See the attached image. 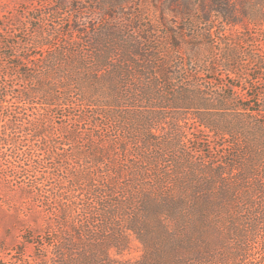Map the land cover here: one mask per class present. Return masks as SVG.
<instances>
[{
  "label": "rangeland",
  "instance_id": "obj_1",
  "mask_svg": "<svg viewBox=\"0 0 264 264\" xmlns=\"http://www.w3.org/2000/svg\"><path fill=\"white\" fill-rule=\"evenodd\" d=\"M223 1L0 0V25L14 23L15 28L30 30L40 26L45 31L57 28L62 41L84 46L89 39L112 30L107 43L122 62L130 60V47L136 43L131 31L151 38L144 46L146 51H157V62L146 58L143 63L131 61L133 67H118L117 89L101 75L82 76L83 81L72 84L68 91L71 104L48 114L51 126L57 128L64 116L73 115L71 108L85 111L89 121L80 131L87 130L98 143L96 147L113 141L116 150L129 142L120 157L134 155L145 160L149 155L156 159L161 165L157 174L162 175L170 194L189 203L194 190L202 191L201 198L206 196L212 208L214 230L209 235L219 241L211 249L215 264H264V66L247 64L253 55L264 57V22L250 23L241 17L238 0H226L239 12V24H227L220 14ZM250 5L264 12L259 0ZM174 33L181 40L172 39ZM19 37L25 39L23 34ZM52 42L58 45L56 40ZM0 54L9 51L0 49ZM237 59L241 63L231 64L230 69L228 62ZM6 61L3 59V68L11 74ZM4 85L9 102L0 110V134L9 125L15 102L9 76L0 79V98L6 95ZM17 112L25 119L35 113L27 108ZM21 139L20 150L30 148L32 154L18 152L12 157L11 146H0L2 168L16 158L19 169L34 171L33 176L10 185L0 179V264H19L24 259L23 264H30L40 254L25 237L41 229L43 202L36 198L40 192L23 187L52 183L43 179L52 176L55 158L37 152L40 140ZM65 140L61 138L59 143ZM86 141L75 142L73 148L90 153ZM141 143L147 151L140 150ZM61 149L68 151L64 156L70 160L72 147L62 145ZM107 150L110 152V146ZM155 180L160 182L161 176ZM255 194L260 199L256 210L250 199ZM195 220L180 215L178 230L188 234ZM141 255V245L134 241L132 252L123 259L137 262Z\"/></svg>",
  "mask_w": 264,
  "mask_h": 264
},
{
  "label": "trees",
  "instance_id": "obj_2",
  "mask_svg": "<svg viewBox=\"0 0 264 264\" xmlns=\"http://www.w3.org/2000/svg\"><path fill=\"white\" fill-rule=\"evenodd\" d=\"M253 1L238 0L241 17L250 23L264 22L262 9L256 10L254 5L251 8ZM259 4L264 6V0H259ZM220 14L227 24H239V12L232 2L223 1ZM5 24L0 25V49L8 50L9 54H0V79L10 77L15 102L9 125L0 134V146H11L12 157L18 152L27 156L33 149L22 152L21 137H31L40 140L37 152L55 158L51 160L52 176L43 179L47 184L52 182L51 185L41 183L30 189L28 185L23 187L27 191L40 192L41 196L36 195V198L43 202L41 229L33 236L28 234V238L25 237L40 253L30 264H200L204 259L207 264H215L211 249L219 241L209 235L214 230L212 208L206 196L201 198L202 191L194 190L193 201L189 203L184 197L170 194L162 182V175L157 174L161 165L156 159L149 155L145 160L134 155L126 159L120 157L127 152L129 142L124 148L115 150L117 144L111 141L110 152L107 150L109 146L96 147L98 143L93 136L90 137L87 130L80 131V126L89 121L80 108H71L74 114L64 116L57 128L51 126L47 117L52 109L63 110L71 104L68 91L72 84L83 81L82 76L101 75L117 89L120 86L118 83L115 86L118 67H133L131 61L143 63L146 58L150 62L156 61L157 51H146L144 46L151 42V38L140 35L139 31H131L136 45L130 47V60L122 62L116 59L117 51L107 43L110 39L107 34L112 30L89 39L84 46L70 40L62 41V32L57 28L45 31L38 26L30 30L15 28L14 23ZM21 34L25 39L19 37ZM171 38L181 40L178 33ZM55 40L56 46L52 42ZM257 53L261 52L257 50ZM253 57L247 64L264 66V57ZM3 59L8 61L6 67L11 74L5 73ZM239 63V59L228 62L230 69ZM3 88L6 95L0 98V110L9 102L6 101L7 86ZM20 108L32 109L35 113L32 118L28 115L25 119L17 112ZM152 130L150 127L149 137ZM61 138L67 140L61 144ZM79 140H87L90 153L73 148L72 144L79 143ZM62 145L72 147L70 160H65L64 153L68 151L61 149ZM140 150L147 151L148 148L141 143ZM33 174V170L19 169L16 158L9 167L0 166V179L7 185ZM158 176H161L160 182L155 180ZM250 199L253 201L251 208L256 210L259 206L256 200L260 199L257 194ZM180 215L181 218L182 215L197 218L194 230H189L186 235L176 225V220L180 222ZM134 241L140 243L142 251L137 262L123 259L126 253L132 252ZM19 257L25 258V255L19 253ZM26 262V259L20 260L19 264Z\"/></svg>",
  "mask_w": 264,
  "mask_h": 264
}]
</instances>
